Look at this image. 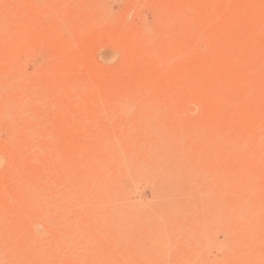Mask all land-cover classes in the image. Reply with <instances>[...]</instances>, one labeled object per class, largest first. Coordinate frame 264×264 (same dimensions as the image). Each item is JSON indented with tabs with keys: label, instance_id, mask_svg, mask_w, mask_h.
Segmentation results:
<instances>
[{
	"label": "rangeland",
	"instance_id": "rangeland-1",
	"mask_svg": "<svg viewBox=\"0 0 264 264\" xmlns=\"http://www.w3.org/2000/svg\"><path fill=\"white\" fill-rule=\"evenodd\" d=\"M0 264H264V0H0Z\"/></svg>",
	"mask_w": 264,
	"mask_h": 264
}]
</instances>
